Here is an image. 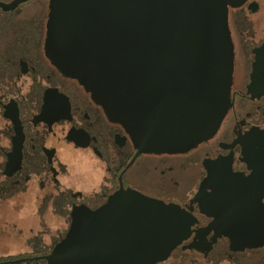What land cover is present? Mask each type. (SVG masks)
Instances as JSON below:
<instances>
[{
	"label": "flooded vegetation",
	"instance_id": "flooded-vegetation-1",
	"mask_svg": "<svg viewBox=\"0 0 264 264\" xmlns=\"http://www.w3.org/2000/svg\"><path fill=\"white\" fill-rule=\"evenodd\" d=\"M50 5L0 0V264H97L100 236L76 230L101 211L108 259L126 264L145 247L128 240L144 238L146 201L189 227L157 264H264V0L229 7L231 106L218 129L163 152L49 56Z\"/></svg>",
	"mask_w": 264,
	"mask_h": 264
},
{
	"label": "water",
	"instance_id": "water-1",
	"mask_svg": "<svg viewBox=\"0 0 264 264\" xmlns=\"http://www.w3.org/2000/svg\"><path fill=\"white\" fill-rule=\"evenodd\" d=\"M243 1L51 0L48 54L67 76L86 84L144 150H183L213 135L231 106L228 11ZM107 214H89L91 224L76 230L100 236L93 244L95 253L103 252L97 264H111L109 227L99 229ZM140 214L145 222L136 229L144 238L128 246L145 247L127 253L124 262L166 261L189 227L174 206L146 201ZM58 258L49 257L50 264Z\"/></svg>",
	"mask_w": 264,
	"mask_h": 264
}]
</instances>
